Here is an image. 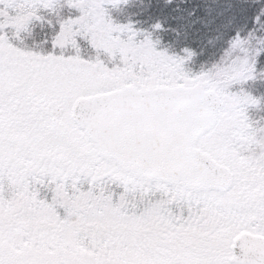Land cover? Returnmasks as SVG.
<instances>
[{
  "label": "snow or ice",
  "instance_id": "1",
  "mask_svg": "<svg viewBox=\"0 0 264 264\" xmlns=\"http://www.w3.org/2000/svg\"><path fill=\"white\" fill-rule=\"evenodd\" d=\"M0 264H264V0H0Z\"/></svg>",
  "mask_w": 264,
  "mask_h": 264
}]
</instances>
